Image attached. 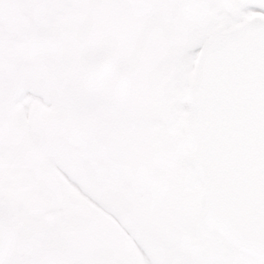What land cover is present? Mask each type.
I'll use <instances>...</instances> for the list:
<instances>
[{
  "label": "snow or ice",
  "instance_id": "6c2138e0",
  "mask_svg": "<svg viewBox=\"0 0 264 264\" xmlns=\"http://www.w3.org/2000/svg\"><path fill=\"white\" fill-rule=\"evenodd\" d=\"M0 264H264V0H0Z\"/></svg>",
  "mask_w": 264,
  "mask_h": 264
}]
</instances>
